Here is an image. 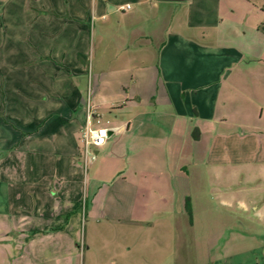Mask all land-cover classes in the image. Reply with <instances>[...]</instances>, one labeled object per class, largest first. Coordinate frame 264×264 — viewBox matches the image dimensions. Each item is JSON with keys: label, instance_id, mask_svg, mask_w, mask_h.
I'll return each mask as SVG.
<instances>
[{"label": "crops", "instance_id": "obj_1", "mask_svg": "<svg viewBox=\"0 0 264 264\" xmlns=\"http://www.w3.org/2000/svg\"><path fill=\"white\" fill-rule=\"evenodd\" d=\"M0 2L22 15L10 34L0 20V49L7 48L0 56V113L11 111L18 123L2 141L21 136L28 151L41 152L40 165L19 143L11 163L0 165V264H8L22 238L60 230L57 221L78 209L84 190L78 140L89 109L91 127L118 128L92 151L91 179L100 185L86 203L89 213L152 224L155 210H186L190 178L197 187L206 176L222 205L264 220L263 204L230 200L237 167H264V0ZM91 15L99 21L93 33ZM108 112L115 116L105 119ZM5 124L0 118V129ZM63 152L66 161H46ZM110 181L119 192L102 203ZM9 185L15 199L8 198ZM27 219L35 222L31 232L22 231Z\"/></svg>", "mask_w": 264, "mask_h": 264}, {"label": "rangeland", "instance_id": "obj_2", "mask_svg": "<svg viewBox=\"0 0 264 264\" xmlns=\"http://www.w3.org/2000/svg\"><path fill=\"white\" fill-rule=\"evenodd\" d=\"M0 1H12L15 7L21 2V0ZM179 6L183 8L187 5ZM10 11H6L4 7L0 8V20L4 17L2 21L5 24L3 25L10 27L6 31H9V34L16 31L14 29L20 25L22 20V15L18 10ZM112 19L113 22H118L121 19L120 12L113 15ZM98 22L95 16L91 15L89 21L91 33L94 32ZM2 32L3 28H0V39ZM93 40L92 36L88 66L91 64L94 53L93 43L95 41ZM5 49H7L6 46L0 49V56L5 55ZM80 79L86 98L88 78L83 76ZM104 115L105 119L115 116L114 112L104 113ZM0 118L6 123V126L0 129V165H5L11 163L13 156L16 155L18 151L16 146L20 143L18 148L21 150L26 148L27 143L22 142L21 136L9 137L11 140L8 143L2 141L1 136L5 132L11 133L15 131V128L18 129V123L11 111H1ZM38 145L42 147V143ZM78 145L83 153L84 145L80 139ZM26 149L23 151L29 156L28 160H32V157L34 160L35 156H39L41 165V152L33 153L28 151V148ZM65 155L64 152L52 156L46 155V161L51 162L52 165L60 159L66 161ZM82 156L81 178L82 190H84L76 212L57 221L59 224L63 223V228L60 230L32 232L22 238L20 244L18 243V248L13 251V257L9 262L7 261L8 264H264V220L253 216L254 212L251 210L245 215L237 210V204L230 208L222 205L215 196L217 195L215 186L213 191V178L203 176L200 179L202 186L197 187L195 182L198 184V180L194 177L190 178L191 185L188 187V192L191 202L185 205L186 210L172 211L166 208L155 210L156 215L152 224L119 223L110 217L103 218L97 211L93 214L89 213L87 204L91 203L100 185L92 182L91 179L97 156L95 155V159H92L90 155L91 160L87 164L84 161V153ZM13 166L16 168L18 165L13 164ZM50 166L47 167L51 168ZM235 171V178L231 183L237 189L230 200L235 202L244 198L248 204L254 201V203L264 205V167L239 166ZM224 174L222 173V177ZM241 179L244 180L243 184H240ZM221 184L220 190L227 185V182L222 181ZM3 186L7 187L5 181H3ZM105 186L102 192V203L107 201L108 192L113 196L119 192L118 182L110 181ZM239 189L244 192L239 193ZM28 192L29 190L24 188V196ZM225 193V191L220 192V197L224 198ZM8 198L9 200L10 198L15 199V191L12 194L10 185ZM112 202L113 199L109 200V204ZM109 204H107V210L111 213L113 208ZM35 218L38 220V216ZM27 220L24 221L22 231L31 232L29 224L32 223L34 226L35 222ZM14 240L17 242L16 239Z\"/></svg>", "mask_w": 264, "mask_h": 264}, {"label": "built area", "instance_id": "obj_3", "mask_svg": "<svg viewBox=\"0 0 264 264\" xmlns=\"http://www.w3.org/2000/svg\"><path fill=\"white\" fill-rule=\"evenodd\" d=\"M130 8L129 6L127 7ZM91 109L87 112V125L84 130H82V142L84 145V161L87 164L89 160H91L90 155H92V159H95V155L92 152V149L104 147L111 136L118 131L117 127H98L93 128L90 125V121L92 119Z\"/></svg>", "mask_w": 264, "mask_h": 264}, {"label": "water", "instance_id": "obj_4", "mask_svg": "<svg viewBox=\"0 0 264 264\" xmlns=\"http://www.w3.org/2000/svg\"><path fill=\"white\" fill-rule=\"evenodd\" d=\"M161 2H177V3H183L185 2L186 0H159ZM264 252V251H263Z\"/></svg>", "mask_w": 264, "mask_h": 264}, {"label": "trees", "instance_id": "obj_5", "mask_svg": "<svg viewBox=\"0 0 264 264\" xmlns=\"http://www.w3.org/2000/svg\"><path fill=\"white\" fill-rule=\"evenodd\" d=\"M189 203H190V200L188 199V200H187V204H189Z\"/></svg>", "mask_w": 264, "mask_h": 264}]
</instances>
